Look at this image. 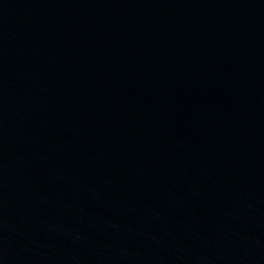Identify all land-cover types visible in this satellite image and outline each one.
Wrapping results in <instances>:
<instances>
[{
  "label": "water",
  "instance_id": "1",
  "mask_svg": "<svg viewBox=\"0 0 264 264\" xmlns=\"http://www.w3.org/2000/svg\"><path fill=\"white\" fill-rule=\"evenodd\" d=\"M0 264H264V0H0Z\"/></svg>",
  "mask_w": 264,
  "mask_h": 264
}]
</instances>
